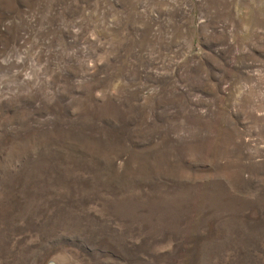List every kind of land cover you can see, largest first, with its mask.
<instances>
[{
	"label": "rangeland",
	"instance_id": "obj_1",
	"mask_svg": "<svg viewBox=\"0 0 264 264\" xmlns=\"http://www.w3.org/2000/svg\"><path fill=\"white\" fill-rule=\"evenodd\" d=\"M0 264H264V0H0Z\"/></svg>",
	"mask_w": 264,
	"mask_h": 264
}]
</instances>
